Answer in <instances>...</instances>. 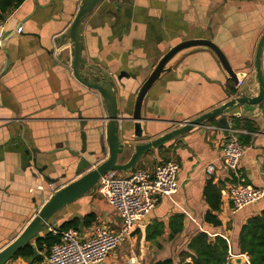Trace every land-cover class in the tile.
<instances>
[{"label":"crops","instance_id":"crops-1","mask_svg":"<svg viewBox=\"0 0 264 264\" xmlns=\"http://www.w3.org/2000/svg\"><path fill=\"white\" fill-rule=\"evenodd\" d=\"M82 1L24 0L18 6L0 10V19L4 20L0 46V235L7 238L0 240V249L30 220L21 224L20 211L32 208L33 202L40 207L59 188H48L31 176L27 154L31 156L32 149H39L37 165L46 164V173L69 174L66 150L56 149L62 148L71 135L78 137L76 110L90 117L93 105L101 104L99 94L80 84L71 69L73 46L68 30ZM263 34L264 0H102L82 18L80 63L99 66L114 78L129 74L116 82L115 91L118 97L126 94L130 109L138 87L168 48L189 38L214 41L241 83L234 84L212 50H182L170 61L172 69L162 73L150 87L142 106L145 118L151 120L145 133L162 134L171 129L170 121L196 118L236 96H256L259 84L255 54ZM260 66L264 80V44ZM81 72L85 74L86 70ZM230 87L236 93H229ZM225 113L231 116V126L238 130L234 135L245 149L239 168L242 182L263 187L264 98L261 108L258 104H235ZM226 139L219 128L202 131L194 127L166 142L167 152L152 149L138 161L134 168L145 164L142 169L153 171L162 161L176 160L179 189L160 197L148 216L136 220L102 264H150L166 257L181 264L180 252L187 250L190 239L200 231L206 232L209 240L215 236L226 240V258L238 256L243 264H250L247 254L240 252L238 234L247 219L264 209V197L234 212L231 200L220 194V209L213 211L220 223L204 221L209 209L203 192L207 183L220 191L236 182L221 161ZM208 164L214 165L211 175L204 171ZM131 171L115 173L128 176ZM67 181H62L61 186ZM41 184L44 190L38 188ZM31 212V216L36 213ZM176 213L183 216L182 229L169 240L168 222ZM88 215L94 220L85 225ZM50 218L40 234L57 230L61 222L74 218L79 221L83 239L92 235L96 223L112 232L121 226L120 216L105 200L99 183ZM154 221L163 223L164 231L156 239H146V227ZM8 264L29 263L11 258Z\"/></svg>","mask_w":264,"mask_h":264},{"label":"water","instance_id":"water-1","mask_svg":"<svg viewBox=\"0 0 264 264\" xmlns=\"http://www.w3.org/2000/svg\"><path fill=\"white\" fill-rule=\"evenodd\" d=\"M101 1L83 0L68 30L70 44L73 46L72 74L80 84L98 93L101 99V104L97 103L91 108L93 114L90 117H84L79 110H76V121L79 124L78 137L71 135L69 139L64 141L62 148L56 149L57 151L66 150L68 154L65 160L67 169L73 175L72 177L77 178L52 192L48 200L40 207L35 206L36 213L21 232L9 244L0 249V264H8L12 256L49 223L52 214L92 189L105 173L133 169L138 161L144 156L146 157L152 149H157L172 138L188 132L194 127H200L204 131L207 130L206 125H212L221 129L227 136L231 126V116H227L225 113L228 108L235 104H258L260 108L263 106L264 80L260 56L264 44V34L258 42L255 54V71L259 84V92L256 96H236L196 118L181 122L170 121L169 128L171 129L162 134H159L161 132L145 133L146 129L149 128L148 122L151 120L146 119L142 111L144 98L161 74L172 69L170 61L182 50L192 47L212 50L221 67L236 86L239 85V79L226 55L214 41L207 38L184 39L168 48L157 60L150 73L138 87L131 108H127L129 105L128 97L126 94L118 97L115 90L118 89L116 82L122 76L128 77L129 74H120L114 78L99 66L91 63L82 66L80 63L81 42L79 32L82 18L88 10ZM84 69L86 70L85 74L81 72ZM131 76L135 77L133 74ZM121 87L124 89L125 85L122 84ZM89 144L92 145L93 149L88 150ZM31 151V156L27 154V158L30 157L27 167L32 172L31 176L48 185L60 182L59 177H51L43 171L46 166L38 167L36 152L40 150L34 151L32 149ZM119 159L121 162H118ZM50 168L53 166L50 165ZM230 263L243 264V259L237 256L231 258Z\"/></svg>","mask_w":264,"mask_h":264},{"label":"built area","instance_id":"built-area-1","mask_svg":"<svg viewBox=\"0 0 264 264\" xmlns=\"http://www.w3.org/2000/svg\"><path fill=\"white\" fill-rule=\"evenodd\" d=\"M4 20L0 19V46L3 42ZM241 81H239V84ZM207 130L217 127L206 125ZM238 132L230 126L227 139L222 149L221 161L236 182L222 188L220 194L231 200L234 212L256 203L264 197V186L253 187L242 182L240 177V160L245 152L243 145L235 137ZM179 163L169 159L158 163L153 171L134 168L128 176L107 172L98 181L105 200L121 218L117 232L108 230L103 224L93 225V233L88 238H80L77 228L52 230L60 235V241L51 245L46 258L37 264H102L107 256L115 250L123 237L127 235L136 220L149 215L162 196L172 195L179 189L177 171ZM204 171L211 175L214 165L208 164ZM41 188V186H39ZM222 264H231L230 258Z\"/></svg>","mask_w":264,"mask_h":264},{"label":"trees","instance_id":"trees-1","mask_svg":"<svg viewBox=\"0 0 264 264\" xmlns=\"http://www.w3.org/2000/svg\"><path fill=\"white\" fill-rule=\"evenodd\" d=\"M24 0H0V10L6 11L10 7L20 5ZM230 93H236L235 88H228ZM157 149L164 152V144ZM204 196L208 203L209 209L204 215V221L213 225L220 223L213 211L220 209V191L211 182H208L204 188ZM94 218L88 215L84 223L90 224ZM183 216L180 213L173 215L168 222L169 234L168 239L172 240L182 229ZM79 221L77 218L63 221L56 228L59 231L74 227L78 229ZM164 224L154 221L146 227V239H156L162 235ZM32 240L34 242L32 243ZM60 241V235L54 234L47 230L38 236L34 235L21 249H19L12 259L22 258L29 264H37L43 261V257L48 255L51 245ZM238 246L241 253H246L250 264H264V209L260 214L247 219L241 226L238 234ZM181 264H222L228 255V245L224 238L215 236L214 240H209L208 234L204 231L196 233L188 242L187 250L180 252ZM189 257L190 261L185 259ZM150 264H174L171 257H166L151 262Z\"/></svg>","mask_w":264,"mask_h":264},{"label":"rangeland","instance_id":"rangeland-1","mask_svg":"<svg viewBox=\"0 0 264 264\" xmlns=\"http://www.w3.org/2000/svg\"><path fill=\"white\" fill-rule=\"evenodd\" d=\"M144 166H145V164L143 165V164H141V165H138V167H142V168H144ZM38 206L39 204H36V203H34L33 202V204H32V208L31 207H26V208H24L23 210H21L20 211V216H19V219H18V221L19 222H21V224L22 223H24L26 220H28L29 218L31 219L33 216H31L32 215V210L33 211H35V206ZM39 207V206H38ZM50 222H51V218H50ZM18 223V222H17ZM12 227V226H11ZM10 227V228H11ZM46 229V226L45 227H42L39 231H38V234H40V233H42L44 230ZM11 232V231H10ZM10 232H8L9 234H11ZM14 233V232H13ZM10 236H12V234L10 235ZM5 238H6V236L3 234V233H1V235H0V240H5ZM7 239V238H6Z\"/></svg>","mask_w":264,"mask_h":264},{"label":"flooded vegetation","instance_id":"flooded-vegetation-1","mask_svg":"<svg viewBox=\"0 0 264 264\" xmlns=\"http://www.w3.org/2000/svg\"><path fill=\"white\" fill-rule=\"evenodd\" d=\"M46 166V164H43V165H40V166H38V167H40V168H43V167H45ZM46 168H47V166L43 169V171L45 172V170H46ZM46 173V172H45ZM46 174H48V175H50L51 177H59V179H60V182H56L54 185H48L47 183V187L49 188V187H54L55 186V188H60V186H61V184H62V181H64V180H68L67 182H66V184L68 183V182H70L72 179H74L75 177H69L68 178V176H70L69 174H67L66 173V171L65 172H62L60 175H57V176H52L51 174H49V173H46ZM65 174V175H64ZM62 175H64V177L62 178ZM41 183H45L44 181H41ZM39 186H41V188H43V190H44V186L41 184V185H39ZM39 188V187H38Z\"/></svg>","mask_w":264,"mask_h":264}]
</instances>
